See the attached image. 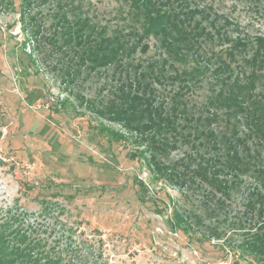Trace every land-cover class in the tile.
Here are the masks:
<instances>
[{
  "label": "rangeland",
  "instance_id": "374dc122",
  "mask_svg": "<svg viewBox=\"0 0 264 264\" xmlns=\"http://www.w3.org/2000/svg\"><path fill=\"white\" fill-rule=\"evenodd\" d=\"M186 2L209 31L216 28L232 39L264 37V0ZM82 3L88 17L109 32L124 25L123 0ZM56 11L57 0H35L30 13L48 30ZM20 15V0L0 6V222L17 219L13 229L29 226L30 235L52 251L48 253L71 263L251 264L230 247L242 237L229 226L240 216L242 194L217 219L194 224L193 231L172 227L174 206L202 215L196 193L185 197L182 189L156 180L144 159L131 158L138 151L131 136L127 134V142L116 141L100 128L126 134L122 127L90 108L118 91V74L110 67L69 83L60 72V57L50 54L47 41L36 42L23 31ZM144 43L148 50L138 49L134 64L159 60L155 38ZM229 45L215 37L198 50L199 65L215 66L210 51L218 54ZM175 87L168 82L155 85L159 98ZM206 93L203 82L189 96L198 104ZM181 154L176 149L167 157L174 160ZM243 179L253 183V178ZM213 226L225 230L221 240L212 238Z\"/></svg>",
  "mask_w": 264,
  "mask_h": 264
},
{
  "label": "trees",
  "instance_id": "16d2710c",
  "mask_svg": "<svg viewBox=\"0 0 264 264\" xmlns=\"http://www.w3.org/2000/svg\"><path fill=\"white\" fill-rule=\"evenodd\" d=\"M5 1L0 0V6ZM123 1L124 25L109 32L83 11V0H57L48 30L31 16L35 0H20L23 31L36 42L47 41L69 83L110 67L118 74L117 92L99 105L85 103L126 134L104 126L100 130L116 141L127 142L131 136L138 150L131 158L144 159L156 180L182 189L185 197L196 193L202 215L174 206L172 227L193 231L194 224L217 219L241 193L242 211L229 226L242 237L227 244L240 259L264 264V37L232 39L216 28L213 33L195 20L198 11L186 0ZM150 36L158 43L159 60L134 64L138 49L147 52L144 39ZM215 37L229 48L218 54L210 51L215 66L199 65L203 62L198 50ZM28 57L35 63L31 54ZM163 82L177 87L159 98L155 85ZM203 82L205 98L194 104L189 94ZM176 149L182 150L181 156L170 160L167 155ZM9 220L0 222V264H85L51 255L30 235L29 226L13 229L18 221ZM209 230L216 240L224 237L220 227Z\"/></svg>",
  "mask_w": 264,
  "mask_h": 264
}]
</instances>
